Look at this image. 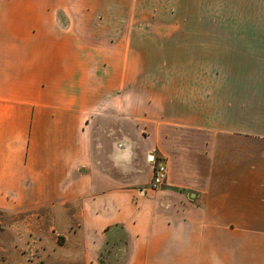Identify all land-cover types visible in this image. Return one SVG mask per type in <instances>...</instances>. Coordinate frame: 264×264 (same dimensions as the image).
Returning a JSON list of instances; mask_svg holds the SVG:
<instances>
[{
  "label": "crops",
  "instance_id": "crops-1",
  "mask_svg": "<svg viewBox=\"0 0 264 264\" xmlns=\"http://www.w3.org/2000/svg\"><path fill=\"white\" fill-rule=\"evenodd\" d=\"M164 1L0 0V207L49 209L59 264H264V0H207L155 76L112 23Z\"/></svg>",
  "mask_w": 264,
  "mask_h": 264
},
{
  "label": "rangeland",
  "instance_id": "rangeland-1",
  "mask_svg": "<svg viewBox=\"0 0 264 264\" xmlns=\"http://www.w3.org/2000/svg\"><path fill=\"white\" fill-rule=\"evenodd\" d=\"M220 10H223L221 2L207 0L140 2L136 4L137 19H120L112 25L122 30L136 28L135 35L131 36L135 54L128 55L148 60L146 71L149 74L175 75L176 72L189 73L191 69V44L198 42L193 39L191 29L219 26L218 19L211 16ZM59 22L67 25L62 17ZM168 134V144H173L175 139L191 138V132L181 128H169ZM154 155V160L160 161L158 155ZM10 197L3 196V201ZM52 214L49 209L19 211L5 205L0 207V264L58 263L56 256L60 250L56 248H60L64 237L51 228L55 225Z\"/></svg>",
  "mask_w": 264,
  "mask_h": 264
},
{
  "label": "built area",
  "instance_id": "built-area-1",
  "mask_svg": "<svg viewBox=\"0 0 264 264\" xmlns=\"http://www.w3.org/2000/svg\"><path fill=\"white\" fill-rule=\"evenodd\" d=\"M152 160H154L153 156ZM168 177L167 164L164 161H155L153 167V177L151 182V189L157 190L162 187Z\"/></svg>",
  "mask_w": 264,
  "mask_h": 264
}]
</instances>
